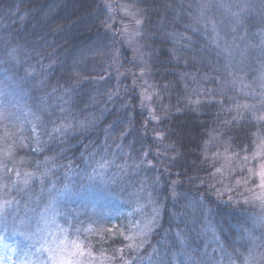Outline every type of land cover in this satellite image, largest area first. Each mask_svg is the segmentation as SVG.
I'll return each mask as SVG.
<instances>
[{"label": "trees", "instance_id": "trees-1", "mask_svg": "<svg viewBox=\"0 0 264 264\" xmlns=\"http://www.w3.org/2000/svg\"><path fill=\"white\" fill-rule=\"evenodd\" d=\"M117 1L0 0V238L264 264V0Z\"/></svg>", "mask_w": 264, "mask_h": 264}, {"label": "rangeland", "instance_id": "rangeland-1", "mask_svg": "<svg viewBox=\"0 0 264 264\" xmlns=\"http://www.w3.org/2000/svg\"><path fill=\"white\" fill-rule=\"evenodd\" d=\"M120 4V1H117ZM122 7V6H119ZM119 15L122 17L121 18V23L123 26V29L127 31V35L129 37H134L135 32L134 26L137 24L136 22L133 24V17L128 13V11L124 8H120L119 10ZM133 26V30H131V26ZM122 29V31H123ZM142 99L144 102H150V93H146L145 96H142ZM14 259L17 261L18 264H43L42 262L45 261H39L36 263H33L30 259H24L23 256L17 257V252L15 247L10 246L8 243L3 241L0 238V264H11ZM81 262V259L78 257H73V258H66V259H61L60 254L56 253L54 260L50 262L51 264H79Z\"/></svg>", "mask_w": 264, "mask_h": 264}]
</instances>
